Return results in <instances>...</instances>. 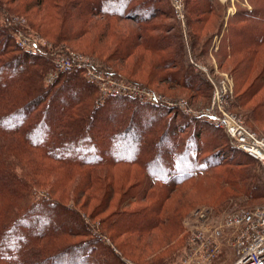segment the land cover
I'll return each instance as SVG.
<instances>
[{"label":"trees","instance_id":"16d2710c","mask_svg":"<svg viewBox=\"0 0 264 264\" xmlns=\"http://www.w3.org/2000/svg\"><path fill=\"white\" fill-rule=\"evenodd\" d=\"M119 2L0 0V264H173L194 212L264 206V165L225 129L127 96L101 99L83 69L47 85L55 53L23 49L17 38L32 31L53 45H100L99 52H110L107 62L135 57L130 74L114 64L115 76L144 82L134 76L148 63L147 80L158 75V82L207 98L214 75L200 61L211 38L199 29L219 18L213 26L227 25L229 33L218 55L238 59L232 108L264 136V12L240 13L241 22L230 25L223 22L226 5L189 0L184 30L168 0ZM77 147L81 152L71 154ZM182 185L196 196L184 190L174 198ZM14 238L20 247L13 248Z\"/></svg>","mask_w":264,"mask_h":264},{"label":"built area","instance_id":"2783aa9c","mask_svg":"<svg viewBox=\"0 0 264 264\" xmlns=\"http://www.w3.org/2000/svg\"><path fill=\"white\" fill-rule=\"evenodd\" d=\"M174 5L178 19L185 24L183 0H174ZM35 46L37 44L34 43L27 49L35 51ZM54 61L56 67L49 73L48 84L54 83L64 72L83 69L85 77L99 87L103 96H130L155 105L164 101L163 95L142 84L114 78L110 70H104L95 59L82 54L72 51L56 54ZM194 61L191 59L192 63ZM209 78L215 88L212 103L201 112H192L196 117L225 129L241 151L264 165V136L249 129L244 119L229 109L234 95L230 79L228 83L216 85L212 77ZM168 105L187 114L191 112L185 101H169ZM193 216L198 224L189 229L192 232L188 237L185 258L179 264L212 263L226 246L236 253L235 261L230 264H264V206L226 213L218 218H213L206 210H198Z\"/></svg>","mask_w":264,"mask_h":264},{"label":"rangeland","instance_id":"374dc122","mask_svg":"<svg viewBox=\"0 0 264 264\" xmlns=\"http://www.w3.org/2000/svg\"><path fill=\"white\" fill-rule=\"evenodd\" d=\"M168 1H170V3H172V4H174V0H168ZM188 1L189 0H183V4H185V9H184L185 16H186V3H189ZM190 1H201V0H190ZM216 1H219L223 5H226V11H225L226 15L223 18L224 24H226L227 22H229L230 25H235L236 23H240L241 18L239 16H237L240 13L250 12V13H254L255 15H260L261 13L264 12V8L259 9V6L260 7L264 6V0H258V4H256V2H255L256 0H216ZM129 2H130V0H120L119 3L120 4H127ZM94 5L95 4H90L89 7H92ZM174 9H175V5H174ZM147 12H148V9H144V10H142L141 13L145 14ZM189 12H190V9H189ZM216 19H217V21L221 22V20L219 18H216ZM216 19H214L213 21H216ZM13 20L16 21V24H18L20 26H27L28 25L27 20L24 17H19V18L14 17ZM213 21L211 19L207 25H205L202 29H199V31L201 32V34L204 37H206V38L209 37L208 39L211 38L210 39V45H209L210 47L208 48V53L206 56H204V58L201 59L200 62H203L206 65H209L210 67H212V71L210 69V72H212V74L214 76L210 75L208 77H212V79L214 80L216 85L217 84L219 85L221 82L222 83L223 82L228 83V79H230L231 83L233 84V88L235 89L237 81H238V73H235L234 68L236 67V64L238 63V59L233 58L230 60H223L222 56L218 55L219 47L226 45L225 40H226V37H227L229 32L227 30V25H225L226 28L224 27L225 28V30H224L223 27L219 28V26H213V24H212ZM129 23H130L129 21L128 22L127 21L122 22V25L125 26V25H128ZM71 27L72 26L68 25L67 28H71ZM182 27L184 28V30L187 28L186 20H185V24L182 23ZM48 32L57 33L56 29L55 28L53 29L52 27L49 28ZM17 38H18V45L23 49L30 48V45H34V43H35V45L37 44V47L35 46V51L40 52V50H41L40 47H42V49L46 48L50 53L51 52L55 53V57H56V54H61V53L66 54V53L71 52V51L76 52V53L82 54L86 57L95 59L98 62V64H100V66H102V68L104 70L108 69L111 72L113 71L112 68L114 69V64L116 63L114 61L107 62V58H108L110 52L106 51V49H104V47H102L103 49H101V51L99 52L98 50L101 48L100 45L93 46V47L92 46H86L83 44L84 43L83 41H78L77 43L76 42L70 43V42L64 41L60 44L53 45L50 38L44 37L42 34L37 33V32H32V31L20 32L18 34ZM69 44L75 46V48ZM35 51H33V52H35ZM101 53H103V54H101ZM189 57H190V59L195 60L194 61L195 63H193L194 65L198 64L197 62L199 60H197L196 56H194L192 51L189 52ZM134 58L135 57H133L127 61L120 62L117 65L116 64L115 65L121 72L130 74L129 72H131L132 68H134V64H135ZM263 59H264V51H263L262 55L259 57V61H261ZM200 66H201L200 68H203L202 65H200ZM55 67H56L55 61H53V67L49 70V72L45 78L47 85H50L47 82L49 73H51V71L53 69H55ZM148 68H149L148 63L143 64V67L140 66V70L136 69V72L138 74H136L134 76V78L139 79V80H143L145 83L141 82V83H143L142 86H144L150 90H153V91L157 92L158 94L163 95L164 101L162 103H160L161 106L176 110V114H178V115H185L188 117L197 118L195 116V114L192 112L193 110L196 111V113H198V112H201L202 109H205L206 107L211 105L212 100H213L214 90H215L214 87L212 88V94L210 95V97L202 98L199 96H195L193 92H191L190 90H187L186 88L176 84L175 82H170V81L169 82L168 81L158 82V80H156L158 78L157 74H156L157 75L156 77L154 76V77H151L147 80L146 77L148 76V74L145 72V69H148ZM203 70L206 73H208V70L206 69V67L203 68ZM67 73H70V72H67ZM84 75H85V73H84ZM113 77L114 78H121V79H124L126 81H131V79H128L125 77H120V76H115V75H113ZM252 77H255V75L252 74ZM153 78L155 80H153V82L148 83ZM251 82L252 81L249 80L246 83V85L244 86V90L249 87ZM141 83H139V84H141ZM99 93L101 94V99H103L104 93L101 92V90ZM169 101H172V102L185 101L191 112L189 114H187L184 111H181L180 108L170 107L168 105ZM62 105H63V103L61 104V106ZM229 109L232 110L234 113H237L239 116H241L244 119V121L247 123V118H246L245 114H243L242 112H239L238 110L233 109L232 104H230ZM202 119L205 120L204 118H202ZM5 123L10 124L11 126L16 125V122H11V121H5ZM51 124H52V122H48L47 127L42 132H39V135L45 134L47 132V129L51 126ZM259 131L264 133V124H260ZM80 152L81 151L78 150V147H77V148H75L74 151H72L71 154H74V153L78 154ZM184 190L189 191V193L191 194L190 198H193L197 194L195 190L190 189L187 185H185V186L182 185L179 188V190L174 194V198H175V196H176V198H178L179 196H182L180 193ZM202 209H206V208H202ZM196 210H194V211H196ZM235 211H237V210H230V211H227L226 213L235 212ZM193 212H192V214H193ZM223 214L224 213H222V214L212 213L211 215L213 216V218H218V217H222ZM197 224H198V221L196 220L195 216L192 215L191 217H189L187 219L185 225H186L187 229H191L192 227H194ZM94 228H96V227H94ZM94 232L98 233V227L96 228V231H94ZM191 232L192 231H185L183 234L180 235V240L183 237V239H182L183 240V243H182L183 246H180L181 249H180L179 256L175 259L173 264H179L185 258L186 246L188 243V237L190 236ZM103 238L108 243H112V240L110 237L104 236ZM18 239L19 238H14L12 240L13 241L12 242L13 248L20 247L19 246L20 244H18ZM235 258H236V253L234 252V250L231 249L229 246H226L225 249L223 250V252L212 263H209V264H230V263L235 261ZM127 261L138 264L132 260H127Z\"/></svg>","mask_w":264,"mask_h":264}]
</instances>
